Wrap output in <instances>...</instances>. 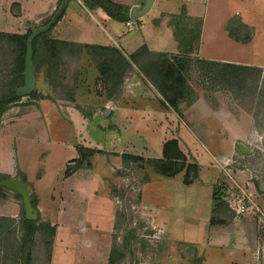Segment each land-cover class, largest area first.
<instances>
[{
	"label": "rangeland",
	"instance_id": "374dc122",
	"mask_svg": "<svg viewBox=\"0 0 264 264\" xmlns=\"http://www.w3.org/2000/svg\"><path fill=\"white\" fill-rule=\"evenodd\" d=\"M24 1L38 11L43 0ZM237 7L253 24L249 42L233 39L222 24L209 32L213 36H206L201 47L193 44L192 28L161 40L177 43L181 54L262 67L251 94L237 96L230 90L206 88L193 69L190 83L195 100L183 103L180 115L164 106L161 93L134 65L126 69L120 91L108 99L104 83L96 81L94 62L83 55L63 67L66 82L72 85L75 72L88 66L75 87L74 100L62 98L65 92L57 93L42 72L37 86L43 96L53 94L56 100L25 95L10 105L7 118L11 121L0 118V132L4 130L11 139L27 184L46 169L45 179L39 182L44 194L40 202L42 216L54 218L57 225L55 264H108L114 244L126 251L116 264H264V191L260 189L264 181V0L231 1L229 9ZM1 9L5 15L0 16V30L27 32L45 20L14 18L12 14L20 11L17 5ZM151 13L145 17L148 27L143 31L129 30L126 22L113 20L120 27L119 38L151 42L157 31ZM85 14L74 1L67 20L55 25L51 34L120 47L116 37L107 35L109 25ZM6 57L0 48V90L5 88ZM173 136L179 138L186 161L199 165L197 177L194 171L190 174L191 183L186 182V168L168 177L151 165L150 160L162 156L165 140ZM239 141L249 144L252 153H242ZM82 146L97 151L89 157L90 164L82 162L66 176V167L81 159ZM88 150L84 149L86 155ZM126 154H139L144 160ZM222 185L229 206L221 215L226 222L211 223L213 187ZM242 196L251 201L246 212L237 213L230 203ZM16 198L21 204L22 199Z\"/></svg>",
	"mask_w": 264,
	"mask_h": 264
},
{
	"label": "trees",
	"instance_id": "16d2710c",
	"mask_svg": "<svg viewBox=\"0 0 264 264\" xmlns=\"http://www.w3.org/2000/svg\"><path fill=\"white\" fill-rule=\"evenodd\" d=\"M90 9L102 7L106 13L119 21L130 20L128 8L114 0H82ZM62 0L58 4L61 5ZM57 7V8H58ZM55 9V11L57 10ZM67 9V3L59 15L57 22L47 31L37 35L33 40L34 47V65L37 81L42 72L45 73L48 83L53 89L59 92H65L61 97L68 100H74L75 87L79 84L80 75L88 70V66L83 70H77L74 75V83L70 85L66 82V73L63 67L67 62L74 59H79L81 56H89L95 64L98 71L96 77L97 82L104 83L106 98L110 99L120 91L125 80V71L136 65L143 79L151 81L163 98L161 102L165 107L173 108L180 115L183 114L182 104H191L195 100L196 91L190 83L191 72L193 69L199 72L203 77L202 84L209 89L221 88L233 91L237 96L256 89V84L263 73L260 66L239 63L221 59L203 58L188 54L173 53L167 51L152 50L147 43H143L137 49L130 53H126L122 48L110 43H88L74 41L66 38H60L51 34V29L62 18ZM54 11V12H55ZM54 12L47 17L42 23L50 20ZM41 23V24H42ZM32 28V27H31ZM15 32L0 30V48L7 53L6 79L2 81L5 88L0 90V117L14 102L19 101L22 97L17 92V87L24 84V68L25 54L27 49V36L31 31ZM226 29L228 34L233 39L240 42H249L254 36V27L245 22L238 14L231 16L227 23ZM191 32V31H190ZM195 33V32H194ZM193 41H199V34H191ZM40 87L30 94L33 97H47L56 100L53 94H41ZM241 94V95H242ZM84 149H89L88 153ZM81 159L75 166H67L65 175L73 174L75 168L80 166V163L87 161L89 157L97 151L95 148L81 147ZM126 157L131 159L144 158L139 154H126ZM76 160V159H74ZM187 156L180 146L178 137H171L165 140L163 144L162 156L156 157L151 161V165L156 173L164 176H174L180 173L185 168L186 182L191 183L193 180L190 174L194 171L197 177L199 165L195 162H187ZM24 182L27 184L24 172H20ZM10 176L0 172V177ZM4 186H0V192L5 190ZM9 190V189H7ZM20 199L22 196L14 192ZM226 193V187H213V216L211 223L226 222V219L221 217L223 211L229 209L228 203L223 199ZM33 205L37 207L38 200L34 192H32ZM219 217V218H217ZM2 226V225H0ZM20 227L23 230L22 242L19 249L24 251L27 244L34 242L36 245V236L39 233L46 247V252L50 257L52 254V245L57 231V225L44 221L38 215L36 219H29L25 215L24 205L22 202V213ZM29 255L31 251L27 252ZM126 255L125 248L120 249L117 244L111 247L108 258V264H116ZM29 258V257H28ZM30 257L27 264H30Z\"/></svg>",
	"mask_w": 264,
	"mask_h": 264
},
{
	"label": "crops",
	"instance_id": "0c3cea01",
	"mask_svg": "<svg viewBox=\"0 0 264 264\" xmlns=\"http://www.w3.org/2000/svg\"><path fill=\"white\" fill-rule=\"evenodd\" d=\"M60 1L61 0H43L40 3L41 8L36 11L31 7V5H28V2L24 0H0V16L5 15L4 11L1 9L2 6L10 4L17 5L18 7H20V11L18 10L16 13L12 14L14 18H19L20 16H22L24 19L27 20H44L55 11ZM74 1H77L81 5L83 13H86L85 15H87L90 19H92L93 21L100 20V22L102 21L109 25L110 33L107 35H110L113 38L116 37L119 41L120 48H122L125 52L129 53L137 49L143 43H147L152 50L179 53L181 52V50H179L177 43H173L171 41L169 43H165L161 40V38H170L176 36L178 32H181L182 30H187L190 32L191 28L195 29V34H199L198 44L196 41L192 40L194 42V46L197 45L201 47L206 36H213V34H210L209 32L215 31L221 24L226 33L228 34V31L226 29V23L228 19L234 14L240 15L245 22L249 23L250 25H253L246 17L243 8L237 7L234 9L235 11L229 9L231 1L234 0H154L151 8L145 15L140 16L135 20L130 19L126 21V24L129 26V30L134 28L143 31V29H147L148 27V20H146L145 17L146 15H148V13L152 12L151 19H155L157 23V31L153 33V39L151 40V42L150 40L146 39L145 41H142V43H139V41H133L134 43H130L131 40L129 38H125V40L119 38L121 36V31H119L120 27L117 23L115 24V22H112L116 19L109 16L102 7L90 9L84 4L82 0H66L67 5L69 4L68 8L70 4L73 5ZM114 1L124 4L128 8V11L130 13L131 7H142L146 0ZM68 8L66 9L62 18L56 24V27L61 26L62 23L67 20ZM211 12L213 14H211ZM129 21H132V23H129ZM192 22H196L195 26L194 24L192 25ZM196 26L197 28H195ZM215 36H217V34ZM107 39L109 40V37H107ZM175 47L177 48L175 49ZM223 59L226 60L227 58ZM9 113L10 109L8 108L1 115L0 118H2L3 121L5 119L9 120V118H7ZM194 120L195 119H192L191 121ZM3 132H0V172L4 174H9L10 176L22 177L20 172H22L23 169L15 160V155L12 147L13 145L10 144V142L12 141L10 138H8V135H4ZM3 152L5 153L4 157L6 156V158L2 160L1 153ZM7 155L11 156V160L7 157ZM44 170L46 171V169ZM45 171L44 174L40 176V178H37L34 181L28 179L31 184L30 186H28L31 188L32 192H34L37 196V208L39 212L38 215L41 217L42 220L48 221L54 225L56 224L54 218L47 217L46 215L42 216L44 207L41 205L40 198L44 197V194L42 193L43 188L39 185V182L45 179ZM26 177L28 178L27 175ZM9 191L10 190L5 189L0 192V225H2L0 226V264H27V261L30 257L32 258L30 264H41L42 260L46 261L45 264H55L56 236L54 237V242L52 245V254L50 257L47 253H44L46 248H44V251L42 253V246L44 245V243L42 242L39 233L35 238L36 245L34 244V242H32L31 244H27L26 247H24V251H21L19 249V247L21 246L23 233V230L20 227L22 203L20 204L17 201L18 198H16L17 195H15L14 192ZM5 193L8 196L10 195L12 197H10V199L7 198L8 196H5ZM29 250L31 251L30 255L27 253Z\"/></svg>",
	"mask_w": 264,
	"mask_h": 264
},
{
	"label": "water",
	"instance_id": "95a60500",
	"mask_svg": "<svg viewBox=\"0 0 264 264\" xmlns=\"http://www.w3.org/2000/svg\"><path fill=\"white\" fill-rule=\"evenodd\" d=\"M154 0H146L142 7L133 6L130 9V19L135 20L140 16L145 15L151 8ZM66 0H62L61 5L57 8L50 20L46 23L35 25L31 28L27 36V49L25 54V68H24V84L17 87V92L22 95H30L37 86V77L34 65V47L33 40L40 33L49 30L58 20L59 15L65 7ZM110 112V107H106V114ZM238 148L244 154L252 153V148L244 141L237 143ZM0 186H4L12 192L19 193L22 196L25 215L29 219H36L38 217V208L33 205L32 190L20 176H2L0 177ZM260 189L264 191V181L260 182Z\"/></svg>",
	"mask_w": 264,
	"mask_h": 264
},
{
	"label": "built area",
	"instance_id": "2783aa9c",
	"mask_svg": "<svg viewBox=\"0 0 264 264\" xmlns=\"http://www.w3.org/2000/svg\"><path fill=\"white\" fill-rule=\"evenodd\" d=\"M129 23H132V21H129ZM250 201L251 200H246V196H242L237 201L231 202L230 205L237 210V213H244L246 212Z\"/></svg>",
	"mask_w": 264,
	"mask_h": 264
}]
</instances>
